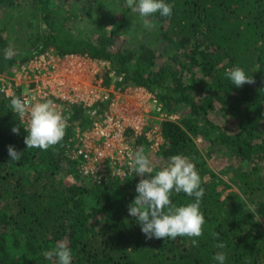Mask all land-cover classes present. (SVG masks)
Instances as JSON below:
<instances>
[{
    "label": "trees",
    "instance_id": "1",
    "mask_svg": "<svg viewBox=\"0 0 264 264\" xmlns=\"http://www.w3.org/2000/svg\"><path fill=\"white\" fill-rule=\"evenodd\" d=\"M165 2L171 17L157 13L152 30L140 22L133 34L139 15L125 0H0V78L54 52L103 62V84L114 91L150 93L178 118L161 122L153 174L174 155L195 164L205 190L202 236L195 245L188 237L148 240L128 214L141 179L128 154L143 146L151 159L145 134L127 131L125 159L101 161L96 179L72 158L77 132L94 127L112 94L92 106L72 104L63 140L47 151L27 149V122L0 79V264H56L44 253L58 241L70 247L72 264H217L218 251L225 264H264V0ZM9 48L14 55L6 59ZM234 67L255 82L235 87L225 75ZM22 94L14 86V96ZM9 145L23 152L19 162L10 161ZM170 199L194 202L183 192Z\"/></svg>",
    "mask_w": 264,
    "mask_h": 264
},
{
    "label": "clouds",
    "instance_id": "2",
    "mask_svg": "<svg viewBox=\"0 0 264 264\" xmlns=\"http://www.w3.org/2000/svg\"><path fill=\"white\" fill-rule=\"evenodd\" d=\"M126 6L138 13L140 22L146 30H152L155 23L152 17L159 14L161 17H171L173 5L165 0H125ZM14 52L11 48L5 49V58H11ZM226 77L239 88L245 84H253L252 77L246 75L240 67L229 68ZM35 99V97H33ZM13 112L24 120L27 117L28 135L24 139L27 149L37 148L47 151L50 147L59 144L66 132L67 121L52 100L32 104L28 99L15 97L11 99ZM11 131L19 134L20 128L13 127ZM10 161L19 162L23 152H18L14 146H8ZM131 170L141 177L136 185V196L128 205V214L140 225L142 233L148 240L176 239L177 237L191 238L193 245L203 234L205 217L201 212V200L205 190L201 186L202 179L194 163L183 155H174L169 158L167 166L154 172V165L143 146L134 153L128 154ZM183 192L194 202L177 206L172 203L170 195ZM246 207L251 211L255 208L251 204ZM214 238L216 234L213 233ZM224 249L226 245L219 242L215 245ZM48 260L55 258L56 264H72V252L64 241H58L54 248L44 253ZM213 259L217 264H225L226 254L218 251Z\"/></svg>",
    "mask_w": 264,
    "mask_h": 264
},
{
    "label": "rangeland",
    "instance_id": "3",
    "mask_svg": "<svg viewBox=\"0 0 264 264\" xmlns=\"http://www.w3.org/2000/svg\"><path fill=\"white\" fill-rule=\"evenodd\" d=\"M135 19L133 34H137L135 31L139 33L140 30L138 25L140 19L139 17H135ZM91 25L92 23H90L89 26ZM94 39H96V37ZM28 67L32 71L24 74L21 80L17 78H20V76L22 77V74L19 73V76L16 75L17 77L13 76L2 79V81L6 80L13 84L17 83L16 86L21 87L23 94L29 98L37 97L39 91H45L49 96H47V98H42L41 101L35 100V103L44 102L52 97L57 100L54 101V103L57 106V109L59 108V111L62 110V112L66 110L68 105L66 106L62 104L63 100L61 99L68 98L72 101L73 99H76L74 100L75 104L81 101L80 99L92 103L95 96L101 99L106 97L105 95L108 96L109 94H112L114 97L112 101L113 111L120 117L125 118L126 121L130 120V122H132L139 119L140 122L136 125L144 123L142 134H145L149 140H153V146L158 142L163 143V136L160 135L161 122L166 119H178L176 117L177 115H168L163 109L158 113L157 109L160 103L158 101L157 103H153L150 94L142 88H127L123 92H118L114 91L115 86L113 83L110 84V87L104 86L103 74L106 71H109V68L104 66V63L101 61L96 62L78 55L60 57L54 52H49L45 57V61L37 59L30 62ZM19 71H17V73ZM71 89L76 90L77 98H74L71 94ZM53 95L56 96L53 97ZM63 116L65 117V114ZM69 116L68 113V117ZM66 121L67 124H70L69 118H66ZM90 130L91 129L83 132L88 133ZM83 132L78 131L77 136ZM77 136L76 138L78 139ZM155 149L156 147L152 148L153 152L151 159L154 162H158L160 159L156 156ZM221 162L222 161L218 159L215 161V165L217 166V163ZM223 165L222 162L219 167H222Z\"/></svg>",
    "mask_w": 264,
    "mask_h": 264
},
{
    "label": "built area",
    "instance_id": "4",
    "mask_svg": "<svg viewBox=\"0 0 264 264\" xmlns=\"http://www.w3.org/2000/svg\"><path fill=\"white\" fill-rule=\"evenodd\" d=\"M47 54L42 55L38 57L37 59H40V61H45V57ZM36 59V60H37ZM20 70V71H19ZM18 73L17 71L15 72L14 76L17 77L16 75L19 76V73L22 74V77L20 76L17 77L18 79L21 80L23 78V75L28 73L29 71H32L28 65H24L19 69ZM1 81L2 79H6L5 77L0 78ZM16 84L10 83L6 80L2 81V86H1V92L5 94L6 97H15L14 96V86ZM69 92V91H68ZM76 90L71 89V94L74 96V98H77L76 95ZM70 94V92H69ZM83 94V93H82ZM150 94V93H149ZM49 96L45 91H39L38 96L33 98H29L22 94L20 97L21 99H28L32 104H35V100L41 101L42 98H47ZM56 95H53L55 97ZM151 98L153 99V103H157V100L155 97L150 94ZM72 97V96H71ZM70 97V98H71ZM52 97L49 98V100ZM57 98V97H56ZM105 98V97H103ZM53 102L57 101L56 99L52 98ZM60 99V98H59ZM58 99V100H59ZM102 99V98H101ZM63 100L64 105L70 106L72 104H75L76 99H61ZM70 100V101H66ZM81 101L77 102L79 104L84 103L85 106H92L94 105L100 98L94 97L92 103L85 102V100L80 99ZM66 108L62 112L60 110L61 114H65V119L68 118V113H69V108ZM59 110V108H58ZM66 111V112H65ZM162 111L161 105L158 106L157 112L160 113ZM91 114L95 115L96 111L93 110L90 112ZM67 115V117H66ZM27 122V127H28V120L27 117L24 119ZM96 121V122H95ZM94 127L88 132V133H80L78 134V142L74 145V147H70L72 151V158L75 159L79 165L81 171L88 177H91L92 179L99 178L100 174L104 173V171H98L97 165H100L99 163L101 161H104L107 158H112V159H120L123 160L125 159L124 153L125 151L130 148V140L129 138L126 137L127 131H133L135 135H141L142 130L144 129V123H141L140 125H136L138 122H140L139 119H136V121L130 122V120L126 121L125 118L120 117L118 114H116L113 111V105L112 102L110 103L109 107L107 108L106 112L98 118L94 119ZM160 143H156L153 147H158ZM128 160V159H126ZM130 164V161L128 162ZM122 171H120V174ZM123 174V173H122Z\"/></svg>",
    "mask_w": 264,
    "mask_h": 264
},
{
    "label": "flooded vegetation",
    "instance_id": "5",
    "mask_svg": "<svg viewBox=\"0 0 264 264\" xmlns=\"http://www.w3.org/2000/svg\"><path fill=\"white\" fill-rule=\"evenodd\" d=\"M140 89V88H139ZM143 89V88H142Z\"/></svg>",
    "mask_w": 264,
    "mask_h": 264
}]
</instances>
